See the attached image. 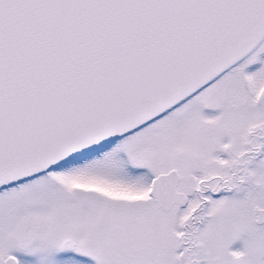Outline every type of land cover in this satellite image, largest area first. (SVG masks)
Segmentation results:
<instances>
[{
  "label": "snow or ice",
  "instance_id": "obj_1",
  "mask_svg": "<svg viewBox=\"0 0 264 264\" xmlns=\"http://www.w3.org/2000/svg\"><path fill=\"white\" fill-rule=\"evenodd\" d=\"M0 264H264V0H0Z\"/></svg>",
  "mask_w": 264,
  "mask_h": 264
}]
</instances>
